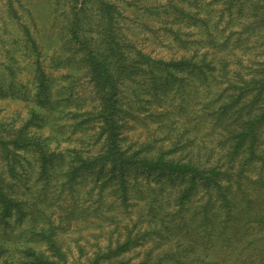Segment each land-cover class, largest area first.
Wrapping results in <instances>:
<instances>
[{
    "label": "trees",
    "instance_id": "trees-1",
    "mask_svg": "<svg viewBox=\"0 0 264 264\" xmlns=\"http://www.w3.org/2000/svg\"><path fill=\"white\" fill-rule=\"evenodd\" d=\"M215 1L212 22L178 7L170 30L183 52L166 58L126 37L114 0H55L77 56L65 57L60 80L25 27L34 89L25 115L0 119V264H66L60 230L80 219L74 195L86 185L88 198L96 190L125 215L140 210L115 219L88 264H167L179 254L172 243L138 261L129 254L165 241V230L188 236V248L214 244L203 264H224L237 242L247 246L231 252L264 264V0ZM182 25L195 31L183 35ZM80 71L93 86L89 106L74 98ZM136 121L138 139L128 136Z\"/></svg>",
    "mask_w": 264,
    "mask_h": 264
},
{
    "label": "rangeland",
    "instance_id": "rangeland-1",
    "mask_svg": "<svg viewBox=\"0 0 264 264\" xmlns=\"http://www.w3.org/2000/svg\"><path fill=\"white\" fill-rule=\"evenodd\" d=\"M114 1L121 11L119 18L126 37L153 56L166 58L180 55L183 52L182 47L174 41L172 30H170L172 27L173 29L177 28L175 20L176 16L180 15L178 7H182V9L185 7L199 17L208 15L212 22L217 19L216 11L222 6L221 1L219 4L215 0ZM202 5L207 7L203 8ZM205 9H212L214 12H208ZM62 11L61 6L58 10L55 9V0H0V119L11 118L18 113L25 115L26 103L30 102L27 97H31L33 94L35 55L28 47L25 27L29 29L41 51L44 67L47 71L52 72L54 79L60 80L62 73L67 71L65 57L74 55L69 49L66 51L67 47H65L63 39L64 19L60 15ZM180 19L183 17L181 16ZM223 23H220V27L223 26ZM193 29L195 28L182 25L181 33L186 35L189 31L194 32ZM252 49L259 50L261 48L255 45L252 46ZM75 78L77 81L74 98L87 106L92 105L95 95L88 77L80 71ZM63 80L65 79L63 78ZM131 124L132 128L128 130V136L138 139L144 134L145 128L139 121L131 122ZM64 145L66 143L62 144V146ZM26 157L27 159H23L25 167L29 166L27 160L32 156L27 155ZM0 164L3 165L1 159ZM87 189L89 188L86 185L80 195H74V204L78 207L77 212L81 213L79 214L80 219L73 220L68 228L60 230L63 235L64 247L70 251L66 264H88L87 255L91 253V247L95 245L96 240L101 243L105 242L108 232L115 227V219L126 221L129 217H136L140 212L137 207L133 208L130 214L125 215L126 212H123V209L115 206L109 207L107 200H98L96 190H93V194L89 195L91 199L88 198L85 195ZM48 195H51L50 191ZM24 196L33 198L34 195ZM58 203H63V201L59 200ZM68 203H71L70 197L66 200V204ZM53 208L59 210L61 206L54 205ZM60 212L57 211L55 215ZM15 227L17 224L13 223L9 229ZM19 229L20 227L14 232ZM165 234L167 238L159 244H157V239H151L143 248L137 247L130 251L129 254L132 255L133 261H138L146 248L153 247L154 252L157 253L168 249L170 243L172 246L169 252L177 251L179 254L168 259L167 264H181L174 260L175 258L183 264H203L204 260H208L215 254L217 247L214 244L208 243L205 249L197 244L193 248H188L187 244L191 241L188 236L182 237L180 241H173L169 231L165 230ZM80 245H83L82 249ZM246 246L245 242H237L227 248V260L224 264H249L250 261H254L252 259L244 261L248 254L247 250L242 251L239 255L231 252V250L238 251ZM252 248L253 245L246 249Z\"/></svg>",
    "mask_w": 264,
    "mask_h": 264
}]
</instances>
